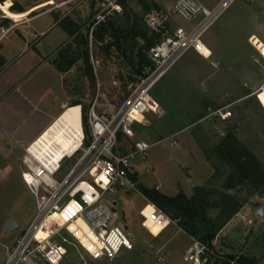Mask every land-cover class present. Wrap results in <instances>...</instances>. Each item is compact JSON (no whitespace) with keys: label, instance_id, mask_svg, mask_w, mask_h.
Returning <instances> with one entry per match:
<instances>
[{"label":"rangeland","instance_id":"obj_1","mask_svg":"<svg viewBox=\"0 0 264 264\" xmlns=\"http://www.w3.org/2000/svg\"><path fill=\"white\" fill-rule=\"evenodd\" d=\"M124 1L126 15L112 21L116 23V27L123 29L129 26L128 19L136 17L137 32L150 33L153 31L152 24L157 23L170 34H174L178 29L190 32L202 19V16H198L188 22L175 14L173 7L179 0H142V3ZM202 1L206 4L216 3L218 0ZM20 2L25 5L27 1ZM74 5L70 6L72 18L80 24L90 22V9L84 4ZM42 7L44 5L39 7L36 5L37 10ZM37 10L31 17L42 15L43 11ZM2 12L0 24L6 19ZM153 14L154 20H150ZM11 17L17 22L24 20L20 17ZM12 19H8L10 29L4 31L13 30L9 33L18 34L17 30H14L15 23ZM51 31L48 37L60 34L55 26ZM2 33L0 28L1 39ZM9 33H6V36ZM114 34L120 37V32L115 31ZM202 40L211 50V57L204 58L192 51L188 52L156 86L157 96L163 103L165 112L161 119L156 118L157 115L146 117L145 125L139 129V137L152 145L150 156L146 160L136 157L132 164L137 171L139 185L145 188L161 185L162 190L159 193L173 197L180 192L191 194L196 185H201V179L198 178L196 171L200 166V156L203 154L210 164L212 173L203 186L243 200V208L216 235L212 247L225 260L234 259L239 264H244L245 260L248 264H264V217L258 215L260 210L264 213V187L258 191L248 187H243L242 191L223 190L229 168L215 153L216 145L221 141L217 139L221 132L218 133V129L214 128L220 118L213 115L218 109L229 107L232 113L231 120H237L242 125L241 131H246L253 137L250 148L259 160L262 158L264 161V110L253 96L256 90L254 86L264 82L263 68L254 62L257 54L254 49L255 43L264 45V0H235L218 15L204 33ZM72 44L73 38L65 47ZM142 45V40L131 37L120 50L114 47L109 53L94 45L96 54L102 58L100 74L97 80L94 77V82L88 80L85 74L88 71L87 65L76 55L78 61L75 66L63 73L64 85L72 99L71 102L78 100L83 107L87 106L94 97L97 81L104 84L110 98L109 86L113 78L120 82L121 90L126 95L130 85L134 83L136 73L135 68L131 67V62L135 61L136 52ZM76 47L77 45L72 49ZM82 50L84 48L81 46L80 51ZM59 51L51 54L54 61L58 59ZM243 96L250 98L243 102L239 101ZM207 108H213L212 115L215 117L181 132L178 138L173 137V132L181 130L202 114L204 116ZM60 117L59 123L72 132L73 129L80 128L79 106L67 107ZM208 125L209 130L206 128ZM202 135L207 136L208 141L203 142L205 140L203 137L202 142L198 144ZM187 137H190V140L186 141ZM174 140L177 141V146L171 145ZM4 157L8 160L5 164L9 165H3L0 161V264H4L10 247L28 230L36 215L35 210L30 209L32 196L20 178L22 169L17 161L21 153L12 152L7 156L4 154ZM262 163L264 165V162ZM189 175L192 176L191 179ZM109 200L116 203L117 217L113 225L123 228L128 237L132 238L134 251L130 252L126 259L120 255L119 263L103 264H190L184 254L194 245V238L179 227L178 221H173L162 235H159L160 228L148 224L149 233L142 226L139 214L145 204L142 195L125 188L117 189L115 193L110 194ZM150 211L149 207L145 214L148 215ZM243 213L246 214L244 220ZM217 214L218 211L214 210L208 217L214 219ZM13 220L20 225V229L6 233L8 225ZM55 240L66 248L62 264H100L91 261L65 230L60 231ZM157 255L163 257L165 262H158ZM222 262L226 264L223 260H217L214 264H223Z\"/></svg>","mask_w":264,"mask_h":264},{"label":"built area","instance_id":"obj_2","mask_svg":"<svg viewBox=\"0 0 264 264\" xmlns=\"http://www.w3.org/2000/svg\"><path fill=\"white\" fill-rule=\"evenodd\" d=\"M81 1L86 0L60 3L48 0L44 6L50 7L51 12ZM87 1L95 3L94 15L86 28L90 67L97 80L102 58L94 50V32L99 26L122 15L124 8L122 0ZM234 1L223 0L215 9L208 10L197 0H179L173 7L175 14L188 22L202 16L201 21L190 32L178 29L170 34L165 31L163 39L148 52L149 64L141 68L140 75L130 85L126 95L116 78L109 86L110 98L104 84L97 81L94 97L86 109L79 106L80 128L66 133L69 141L65 146L54 139L47 143V152L35 147L55 121L25 148L20 161L21 178L32 196L36 215L28 230L14 243L4 264H62L66 248L55 238L63 230L96 263L115 262L120 255L132 252V238L123 228L113 225L117 217L116 205L109 200V196L117 189L125 188L142 195L145 204L139 214L146 231L150 233V224L160 228L161 235L170 226L173 221L169 216L138 188V174L132 162L136 157L146 160L152 149L151 144L140 139L139 129L145 125L148 115L159 114L160 106L153 92L169 70L189 51L204 58L211 57L212 52L202 37L218 15ZM153 16L149 19L154 20ZM152 29L159 32L163 27L157 23L152 24ZM8 31L2 29L3 37ZM201 48L206 49L208 54L205 55ZM254 49L257 53L254 62L263 68L264 75V45L255 43ZM253 95L264 110V100L260 99L264 95V82ZM213 115L222 121L232 117L226 107L218 109ZM171 145L177 146V141H172ZM55 153L59 155L57 160L53 159ZM153 189L159 192L161 187L156 185ZM148 207L151 211L147 215L145 211ZM245 218L243 213L242 219ZM184 257L190 264H214L217 260L239 264L234 259L225 260L213 247L196 240ZM156 259L160 263L165 262L159 255Z\"/></svg>","mask_w":264,"mask_h":264},{"label":"crops","instance_id":"obj_3","mask_svg":"<svg viewBox=\"0 0 264 264\" xmlns=\"http://www.w3.org/2000/svg\"><path fill=\"white\" fill-rule=\"evenodd\" d=\"M47 1L48 0H45V2L38 5L37 7L44 5V3ZM55 1L56 3H60L65 0ZM197 1L206 9L213 10L223 0H218L216 3L206 2V4L202 0ZM73 4L76 6L78 4L86 5V7L90 9L89 20H91L95 9V3L92 1L86 0L78 3H71L62 7L61 9L53 10L51 12H49L50 7L44 6L41 9H38L43 11L42 15L31 17V14L37 10L35 6L31 8V10L33 9L31 11L32 13L30 12L31 14L29 16L23 18L24 20L20 22H15L12 20V22L15 23L14 30H17L18 34H11L9 33L11 30H9V35H5V38L3 37L0 41V155L2 154V156H0V161L3 165H9L5 164L8 162V160L4 157V154L7 156V154H11L12 152H20L21 157L18 158L17 162L21 167L20 161L24 155L25 148L35 141L40 135H42L57 119V122L59 123L61 114L70 105L72 99H70V95L68 94V91L64 85V72L60 73L57 71L53 64L54 59H52L53 57L51 54L58 50H60V54L61 51L69 48L70 46L74 47L76 45L75 41L77 39V35H71L66 30V26L60 24V22L65 19H69L70 22L72 21L74 23L80 24L72 18L73 13L70 11V6ZM41 19L44 20L38 23L37 21H40ZM88 23L80 24L82 26L80 34L87 38V49L89 51L88 32L86 31V26ZM23 25H25V27ZM54 26L58 29L60 34L57 36L53 35L48 37L49 34H51V29ZM0 28L3 30L10 29V27L6 28L3 25H0ZM72 38L73 46L69 45L68 47H65V45L68 44L69 40ZM94 45H98L100 48L99 43L96 44L94 42ZM205 45L207 46L206 43ZM62 47L63 49H61ZM261 85L262 82L256 84L254 89L257 90ZM153 94L160 106L159 114L154 116H156L158 119H161L165 112L163 103L158 98L155 89ZM248 98L250 97L243 96L242 98H239V101L243 102L244 100H248ZM226 108L228 109L229 107ZM212 113L213 108H207V112L204 114V116L202 114V116H199L193 122L181 128V130L173 132V137L176 136L175 138H178V135L181 132L194 127L196 124L206 123L209 118L215 117L212 115ZM232 124V128L226 127ZM78 125H80V123ZM68 127H70V125ZM241 127L242 125L237 120L231 119L228 121H222L219 119L218 124L214 125V128L218 129V133L221 132L220 136L217 137L219 141L227 135L229 130H232L236 137L251 152L255 154L253 149L250 148L253 137L249 136L248 132L243 130L241 131ZM206 128L209 130L210 125H208ZM66 129L68 128L66 127ZM203 137L205 138L203 142L208 141L206 140L207 136L205 137L202 135L198 141V144L202 142ZM188 140H190V137L186 138V141ZM260 160L264 162L262 158H260ZM196 174L198 178L201 179V185H196V187H204V183L212 176L210 164L207 162L203 154L200 156V166L198 167ZM191 177L192 176L189 175L190 179ZM154 187L150 188L153 189ZM160 187L161 191L162 186L160 185ZM184 194L188 196L187 198H191L193 196V190L191 194H187L186 192H184ZM166 230H164L161 235ZM13 246L14 245L12 244L9 251ZM128 255H130V253H124L122 254V257L126 259ZM115 262L119 263V259H117Z\"/></svg>","mask_w":264,"mask_h":264},{"label":"trees","instance_id":"obj_4","mask_svg":"<svg viewBox=\"0 0 264 264\" xmlns=\"http://www.w3.org/2000/svg\"><path fill=\"white\" fill-rule=\"evenodd\" d=\"M25 1L27 2L24 5L20 0H0V9L3 6L6 13L10 16L26 18L32 13L28 11L29 9L45 2V0ZM133 1L143 2L142 0ZM121 3L123 8H125V1L122 0ZM26 5L33 6H29V8ZM124 15L126 13L123 11L120 16L123 17ZM120 16L117 17L119 18ZM113 20L97 28L94 32V42L100 44L103 52L109 53L114 47L120 50L130 37L142 40L143 45L138 48L135 61L131 62V67L135 68L136 71L133 81L135 82L141 73V68L149 64L148 52L163 39L165 30L161 29L159 32L151 31L150 33L147 31L137 32L136 17L132 18V20L128 19L127 24L129 26L125 29L116 27V23H112ZM60 24L66 26V30L71 35H77L75 41L77 47L72 49L73 47L70 46L61 51L58 59L53 63L55 68L60 73L69 71L78 61L76 56L78 55L87 65L88 71L85 74L88 80L94 82V76L89 65L88 40L80 34L82 26L72 21L70 22L69 19L62 20ZM0 25L7 28L9 20L4 19ZM113 31L120 32V37L116 36ZM121 38H124V40ZM81 46L84 48L82 51H80ZM80 105H82L81 101L75 100L71 102L69 107ZM84 109H86V106ZM215 153H217L221 162L229 168V174L223 184L224 191H242L244 190L243 187L258 191L264 187L263 163L236 137L232 130H229L227 135L216 145ZM138 188L150 202L168 215L172 221H178L179 227L188 236L208 247H212V242L216 235L243 208V200L239 197L229 195L226 192L213 191L205 187H195L191 198H187L183 192L170 197L160 194L155 189H146L142 185H138ZM214 210L218 211V214L214 219H210L208 214ZM244 264H248V262L245 260Z\"/></svg>","mask_w":264,"mask_h":264},{"label":"bare ground","instance_id":"obj_5","mask_svg":"<svg viewBox=\"0 0 264 264\" xmlns=\"http://www.w3.org/2000/svg\"><path fill=\"white\" fill-rule=\"evenodd\" d=\"M1 9L4 12V15L8 19H12V17L6 13L5 8L3 6H1ZM13 21L17 22V20H13ZM57 121H58V119L56 120L55 125L50 130H48L46 132V134L43 136V138L40 140V142L35 147H40V149L47 152V148H48L47 143H51V140L56 139L59 143H62L63 146H65L68 143L69 140L66 137V133L69 134V132L67 131V129L62 124L58 123ZM58 157H59V155L57 153H55V158H53V159L57 160Z\"/></svg>","mask_w":264,"mask_h":264},{"label":"water","instance_id":"obj_6","mask_svg":"<svg viewBox=\"0 0 264 264\" xmlns=\"http://www.w3.org/2000/svg\"><path fill=\"white\" fill-rule=\"evenodd\" d=\"M227 128H232L233 127V124L232 125H230V126H226ZM114 205H116V203H114ZM30 209H34V203H31L30 204ZM258 215H259V217H264V213H263V211L262 210H260L259 211V213H258ZM20 229V225L15 221V220H13V221H11L10 222V224L8 225V227H7V230H6V233H13V232H15V231H17V230H19Z\"/></svg>","mask_w":264,"mask_h":264},{"label":"snow or ice","instance_id":"obj_7","mask_svg":"<svg viewBox=\"0 0 264 264\" xmlns=\"http://www.w3.org/2000/svg\"><path fill=\"white\" fill-rule=\"evenodd\" d=\"M201 51L204 52L205 55L208 54L206 49L201 48ZM260 99H261V100H264V95H262V96L260 97Z\"/></svg>","mask_w":264,"mask_h":264},{"label":"flooded vegetation","instance_id":"obj_8","mask_svg":"<svg viewBox=\"0 0 264 264\" xmlns=\"http://www.w3.org/2000/svg\"><path fill=\"white\" fill-rule=\"evenodd\" d=\"M146 189L152 190V188H146Z\"/></svg>","mask_w":264,"mask_h":264}]
</instances>
